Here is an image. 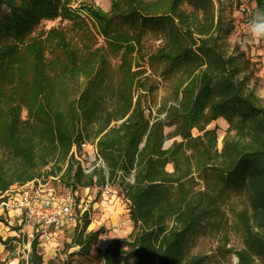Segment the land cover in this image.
<instances>
[{"label":"trees","instance_id":"obj_1","mask_svg":"<svg viewBox=\"0 0 264 264\" xmlns=\"http://www.w3.org/2000/svg\"><path fill=\"white\" fill-rule=\"evenodd\" d=\"M72 1L0 0V123L7 121L8 126L0 139L6 153H0V195L12 186L33 181L38 177L37 168L50 161L59 165V172L67 164L65 176L74 189L96 186L102 190L110 180L118 179V195L128 203L134 229L128 238L106 249L103 264H206L203 257L190 254L194 242L210 228L218 227V198L228 191L245 192L252 213L238 215L246 245L237 251L239 264H256L257 259L264 264V109L236 80L237 67L233 62L230 65L216 46V38L210 33L214 27V20L209 22L211 0H192L195 10L189 16L180 10L184 0H169V5L160 0H111L109 13L85 8L108 46L122 53L121 69L130 77L126 89L95 66L85 70L59 29L49 32L64 51V58L52 60V74L44 64V42L35 39L25 44L42 21L80 19ZM254 1L258 14L264 13V0ZM153 27L168 29L169 41L150 59L168 62L169 69L183 67L189 80L179 105L172 106L164 119H152L140 97L133 100L139 72H131L132 57L142 36ZM204 65L206 68L196 74ZM67 75L90 81L77 107L63 112L56 110L53 96L58 80ZM215 79L218 81L213 85ZM39 93L50 109L52 93V116L47 112L36 115L37 121L23 126L21 108L30 109L29 101L37 99ZM8 100L15 105L4 111L2 103ZM219 117L231 123L240 117V121L232 124L237 134L225 138L221 153L214 159L209 147L216 145V130L196 139L191 130L204 131ZM176 124L183 142L164 149V129ZM86 141L96 145L103 162L89 174L76 159ZM196 142L203 147L204 156L196 169L204 178L214 180L217 196L190 189L179 203L172 197L173 186L184 188L193 181L190 158L185 152L179 155ZM172 163L174 171L170 173L166 167ZM132 176L130 183L127 179ZM85 217L81 237L87 243L80 240V245L90 251L104 229L87 232L90 220L87 214ZM42 260L33 242L30 264H43Z\"/></svg>","mask_w":264,"mask_h":264},{"label":"rangeland","instance_id":"obj_2","mask_svg":"<svg viewBox=\"0 0 264 264\" xmlns=\"http://www.w3.org/2000/svg\"><path fill=\"white\" fill-rule=\"evenodd\" d=\"M160 1L169 5V0ZM211 2L212 5H210L209 11L212 19L209 18V22L214 20V27L210 33L216 38V46L220 49L224 58L231 63L230 65L233 62L237 67L236 80L242 84L246 92H252L255 95L256 104L264 109V39L256 40L250 32L253 21L258 23L256 2L254 0H211ZM71 7L78 12L80 19L66 20L58 18L53 21H42L29 39L26 40L25 44L35 39H40L44 42V64L45 66L47 65V71L52 74V60L64 58V51L58 48L56 45L57 39L53 40L54 37H52V33L49 36V32L52 29H59L63 31L69 48L79 59L78 61L84 66L85 70L89 71L92 66H95L97 70L103 71L109 79L113 80L114 84H119L126 89L130 83V77L128 73L127 75L121 69L124 68L122 65V53H118L111 46H108L99 32L98 24L91 19L85 10L87 7H92L95 10L109 13L112 9L111 0H73ZM3 9L8 11V7L5 5ZM180 10L189 16V14L194 12L195 5L192 0H184L180 5ZM202 14L203 12L200 11V18H202ZM162 15L167 18L170 17L169 14H159L158 16ZM202 23L204 22L202 21ZM218 23H220L219 27ZM186 26L184 25L183 27L187 30H194L193 26ZM168 36V29L149 28L142 36L141 44L136 47L137 51L133 54L131 61V72H139L137 77L139 82L133 88V100L136 102L138 97H140L145 113L148 116L151 115L152 119H164L172 106H178L182 100L183 89L189 83L183 67L169 69L168 62L150 59L152 54L158 52L169 41ZM193 36L195 39L199 38L197 34ZM95 58H97V61L94 64ZM27 64L30 65L29 62ZM205 68L206 65L199 69L196 74L201 73ZM89 81L90 79L84 76L75 77L71 75H67L62 81L58 80L53 96L56 110L64 112L72 107H77L82 94L89 88ZM217 81L218 79H215L213 85ZM29 103L30 109L26 106L21 108L20 120L23 126L31 125L37 121L36 115L44 116L47 112L52 116V93L51 101L49 102L51 109L47 106L46 99L41 93L38 94L37 99H31ZM2 105L4 111H6L10 106L15 105V102L8 100L3 102ZM239 121L240 117H236L233 123L237 124ZM233 123L224 117H219L207 125L204 131L193 128L191 130L192 138L196 139L199 136L202 137L206 131L216 130V145L214 148L209 147L208 138L203 139V142L207 143V148L209 147L211 156L215 159L223 149L225 138L227 136L234 137L237 134V130L231 128ZM7 127V121L0 123V139L7 133ZM164 131L166 136L163 145L164 149L170 148L175 142H183L182 136L177 134V124L165 127ZM92 143V141H86L84 144L87 146L77 151L78 158L76 159L86 174L92 172L93 170L89 171V169L97 164L96 162H91L94 156L92 147H96ZM0 148V153L6 156L3 150L4 147L1 146ZM202 151L203 147L200 146L199 142H196L186 147L179 155L181 156L182 152H185L190 158L192 164L190 178H193V181L184 188H180L177 185L173 186L172 197L179 203L190 189H192L193 193L207 190L213 193V196H217L214 180L212 178H204L203 174H200V171L196 169L197 162L204 158ZM58 166L50 161L46 166L38 167L36 171L38 177L34 180H39L41 183L46 184L59 196H73L77 203L81 199H85L88 203V200L82 197L85 196V189L89 187L77 186L74 189L75 187H73L69 178L65 176L67 164L63 166L60 172ZM166 170L170 173L173 172L174 164H168ZM127 180L133 183V176ZM109 184L112 188L111 196L114 194L120 197L118 195V179L110 180ZM13 187L15 186L11 188ZM90 189L93 195L97 194V198L102 192L96 186ZM218 204L220 207V223L218 227L210 228L206 234L198 237L191 248L190 254L203 257L206 264H239L240 260L237 251L245 249L246 245L243 226L238 215L242 212L250 215L252 213L251 204L245 192L233 191H228L224 196L218 198ZM88 205L90 209V204L88 203ZM128 213L129 210L125 215L129 216ZM86 214L87 218H91L93 213L89 214L87 211L77 226L59 233L57 237L47 242L49 243L47 248L43 246L44 244L38 248L43 264H103L104 253L108 248H105L104 242L107 240L105 234L109 237L111 232L104 230L97 244L92 245L91 250L88 251L86 245H80V240L83 243H87L84 236L81 237ZM169 225L171 226L172 223L170 222ZM126 238L119 240H125ZM28 242V237L26 236L25 245ZM30 247L28 249L23 248L22 255L27 259H30L32 252ZM28 250H30V254ZM256 264H261V261L257 259Z\"/></svg>","mask_w":264,"mask_h":264},{"label":"built area","instance_id":"obj_3","mask_svg":"<svg viewBox=\"0 0 264 264\" xmlns=\"http://www.w3.org/2000/svg\"><path fill=\"white\" fill-rule=\"evenodd\" d=\"M86 146V144H82L83 148ZM95 148L92 147L94 156L91 162L97 164L89 171L94 170L96 166H103L102 159ZM76 158H78L77 155ZM102 193L105 195L112 194L109 183L102 189ZM88 209V203L85 199H81L77 203L73 196H59L39 180L15 186L0 195V215L10 211L23 215L26 225L31 230V243L37 242V248L43 244L45 247L47 242L69 226L78 225ZM105 237L108 236L105 235Z\"/></svg>","mask_w":264,"mask_h":264},{"label":"crops","instance_id":"obj_4","mask_svg":"<svg viewBox=\"0 0 264 264\" xmlns=\"http://www.w3.org/2000/svg\"><path fill=\"white\" fill-rule=\"evenodd\" d=\"M91 191L90 188H86L85 196L82 197L86 198L90 204L88 213H93L91 218L89 217L90 225L87 232H96L101 228L109 230L111 233L104 242L105 248L121 238L130 236L134 229V223L131 221L130 215H125L129 210L127 201L114 194L111 196L102 192L97 198V194L93 195ZM72 227L75 226L71 225L65 230ZM26 236L29 242L25 245ZM55 237L57 235L52 240ZM31 239V230L26 225L23 215L15 211L2 213L0 215V264H30V259L25 258L22 253L23 248L28 249L29 246L32 248ZM48 244L45 246L46 248Z\"/></svg>","mask_w":264,"mask_h":264},{"label":"clouds","instance_id":"obj_5","mask_svg":"<svg viewBox=\"0 0 264 264\" xmlns=\"http://www.w3.org/2000/svg\"><path fill=\"white\" fill-rule=\"evenodd\" d=\"M257 19L261 20V23H256L253 21L250 32L254 39L260 40L264 39V13H259Z\"/></svg>","mask_w":264,"mask_h":264}]
</instances>
